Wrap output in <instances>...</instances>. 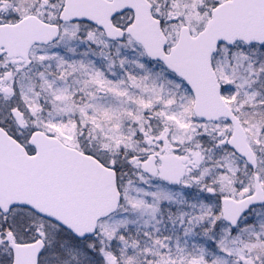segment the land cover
<instances>
[{
    "label": "snow or ice",
    "instance_id": "1",
    "mask_svg": "<svg viewBox=\"0 0 264 264\" xmlns=\"http://www.w3.org/2000/svg\"><path fill=\"white\" fill-rule=\"evenodd\" d=\"M0 264H264V0H0Z\"/></svg>",
    "mask_w": 264,
    "mask_h": 264
}]
</instances>
